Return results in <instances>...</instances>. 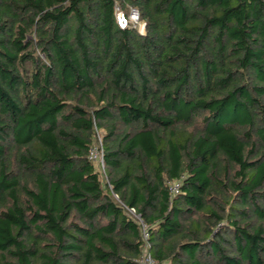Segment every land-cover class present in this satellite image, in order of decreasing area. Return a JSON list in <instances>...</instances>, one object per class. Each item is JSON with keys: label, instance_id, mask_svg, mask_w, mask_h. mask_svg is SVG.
<instances>
[{"label": "trees", "instance_id": "obj_1", "mask_svg": "<svg viewBox=\"0 0 264 264\" xmlns=\"http://www.w3.org/2000/svg\"><path fill=\"white\" fill-rule=\"evenodd\" d=\"M145 253L264 264V0H0V264Z\"/></svg>", "mask_w": 264, "mask_h": 264}, {"label": "built area", "instance_id": "obj_2", "mask_svg": "<svg viewBox=\"0 0 264 264\" xmlns=\"http://www.w3.org/2000/svg\"><path fill=\"white\" fill-rule=\"evenodd\" d=\"M116 18H117V23L121 28H125L128 25H132L134 27H139V15L135 10H131L129 13V16L126 17L124 13L119 9L116 8ZM141 24V23H140ZM144 28V27H143ZM142 28V29H143ZM140 32H144L143 30H140ZM90 159L94 162H99L100 164L103 165L102 162V155L100 153V150L97 146H95L91 152H90ZM179 186L178 184H174L171 186V192L173 194L178 193ZM129 213L134 215L136 219L139 221V224L142 227V232H143V238L144 240H148V232H147V225L142 221L141 217L136 214L134 209H128ZM141 264H157V262L152 258V256L148 253H145L140 261Z\"/></svg>", "mask_w": 264, "mask_h": 264}, {"label": "rangeland", "instance_id": "obj_3", "mask_svg": "<svg viewBox=\"0 0 264 264\" xmlns=\"http://www.w3.org/2000/svg\"><path fill=\"white\" fill-rule=\"evenodd\" d=\"M117 8H119V7L117 6ZM142 28H143L142 24L139 23V29L143 30Z\"/></svg>", "mask_w": 264, "mask_h": 264}]
</instances>
